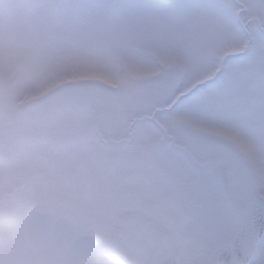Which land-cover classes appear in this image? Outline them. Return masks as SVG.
I'll return each instance as SVG.
<instances>
[{
    "label": "snow or ice",
    "instance_id": "snow-or-ice-1",
    "mask_svg": "<svg viewBox=\"0 0 264 264\" xmlns=\"http://www.w3.org/2000/svg\"><path fill=\"white\" fill-rule=\"evenodd\" d=\"M0 264H264V0H0Z\"/></svg>",
    "mask_w": 264,
    "mask_h": 264
}]
</instances>
